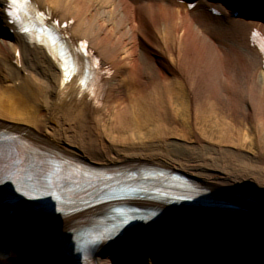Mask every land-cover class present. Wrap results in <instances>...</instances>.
Listing matches in <instances>:
<instances>
[{"label": "bare ground", "instance_id": "6f19581e", "mask_svg": "<svg viewBox=\"0 0 264 264\" xmlns=\"http://www.w3.org/2000/svg\"><path fill=\"white\" fill-rule=\"evenodd\" d=\"M17 1H26L28 13L44 16L46 24L65 26L64 43L77 57L72 78L64 79L61 66L67 64L59 60L56 47L44 35L36 43L34 33L12 24L7 13L12 0H0V190L12 202L22 196L45 198L43 179L53 172L54 158L62 160L63 170L60 181L53 180L56 190L61 186L57 192L89 210L77 216L45 214L55 207L70 208L55 203L53 209L42 206L38 214L36 202V212L28 210L26 216L0 212V244L8 247L0 264H63L52 261L50 252L60 248L51 239L64 248L61 258L67 264L81 263L67 247L79 243L81 231H101L106 223L98 220L99 214L115 221L111 232L97 237L101 244L90 264H264V208H258L259 199L264 206V119L245 115L244 130L239 119L203 116L209 107L206 94L216 103L227 85L231 91L244 86L246 76L239 73H249L253 62L262 65L251 39L264 38V0H198L194 9L183 0ZM81 41L94 50L86 55L92 69L96 58L109 68L106 80L84 75ZM260 77L251 112L259 107L257 97H264V75ZM178 107L190 113L185 121L172 116ZM257 125L259 134L249 135ZM247 144L258 146L261 167L249 166L253 160L242 153ZM164 170L177 171V182H169ZM107 173L121 190L139 184L161 194L172 187L188 193L198 186L209 189L211 197L194 193L205 202L192 217L195 222L181 215L184 207L172 202L170 192L142 204L154 207L146 210L150 219L164 216L149 222L163 234L168 231L158 244L149 237L156 234L137 233L150 225H137L131 233L116 230L126 215L110 217L111 210L123 206L117 197L107 196ZM97 192L102 196L96 197ZM235 194L257 198L250 205L257 216L231 215ZM105 198V205L90 207ZM215 198L219 205L225 203V211L205 207ZM210 211L218 223L211 222ZM35 216L46 219V228L35 224ZM86 249L84 257H90Z\"/></svg>", "mask_w": 264, "mask_h": 264}, {"label": "rangeland", "instance_id": "374dc122", "mask_svg": "<svg viewBox=\"0 0 264 264\" xmlns=\"http://www.w3.org/2000/svg\"><path fill=\"white\" fill-rule=\"evenodd\" d=\"M253 64H254V66H252L249 73L241 72L236 67L237 68L236 70L238 72H241V73H239L240 76L242 78L246 76L245 78L248 81V83H247V81L243 82V84H244L243 87L241 86L240 88H233L235 91L234 90L231 91L227 85V87H225L226 89H224L223 92H221V94L223 96L222 98L218 97V95H215L216 97L219 98L218 101H215L216 103L213 102V99L216 100L215 97H213L212 95H208V94L205 95L206 97L209 98L208 104H207V106H209V107L206 108L207 112L204 113V115H203L204 118L209 119V120H215V121L221 120V121H227V122L228 121H234L235 122L236 119H239V122L242 125H244V123L241 122V119L245 120V115L247 116V114H249V116H252L255 119H256V117L259 118V120H261V117L264 119V97H263V95L261 97L260 96L257 97L259 100V103H260L259 107L252 110V112L250 111V107H249L252 103H254L253 100L255 101V99H254L255 88L256 87L259 88L261 86L260 83H262L261 82L262 78L260 76L264 75V72L261 70L260 66L256 62H253ZM241 67L244 68V66H241ZM238 104H243L242 107L244 109H246V112H243L241 110L242 107L239 108ZM176 107H177L176 105L173 106L174 109H176ZM246 107H248V109ZM182 108L178 107L177 112H175L176 111L175 110V111H173V114L171 113L172 116L177 121H185L187 116L188 117L190 116V113H188V111L187 112L183 111ZM246 128H247L246 125H244V130H246ZM258 128H259L258 125H257V128H254V129L250 128V130L247 131V133H249V135H252V132H254L255 135H258L260 132V129H258ZM240 129H242V128H240ZM260 141L264 142V140H260ZM261 142L258 141L256 144L261 146ZM229 145H233V144L231 143ZM227 147L228 146H225L223 149H231V148H227ZM243 147L245 149L242 150V153L245 155V158H247L248 161L253 160L252 161L253 164L249 163V166H254V167L256 166L257 168L261 167L263 165V163H262V161H260V156H262V155H260V153H258V152L255 153V151L258 150V148H257L258 146L247 144L246 146H243ZM261 147L264 148L263 144ZM237 148H239L238 142H237ZM237 148L234 150H238ZM260 238L261 237H259L257 239L259 240ZM263 238H264V236L262 237V239Z\"/></svg>", "mask_w": 264, "mask_h": 264}, {"label": "snow or ice", "instance_id": "6c2138e0", "mask_svg": "<svg viewBox=\"0 0 264 264\" xmlns=\"http://www.w3.org/2000/svg\"><path fill=\"white\" fill-rule=\"evenodd\" d=\"M12 4H13V6H16L17 5V0H12ZM66 72H67V70H66Z\"/></svg>", "mask_w": 264, "mask_h": 264}, {"label": "water", "instance_id": "95a60500", "mask_svg": "<svg viewBox=\"0 0 264 264\" xmlns=\"http://www.w3.org/2000/svg\"><path fill=\"white\" fill-rule=\"evenodd\" d=\"M247 218H250V219H251L252 217H250V216H247ZM253 218H254V217H253ZM253 218H252V219H253ZM248 220H249V219H248ZM249 221H250V220H249ZM252 233H253V232H252ZM254 235H255V233H254ZM256 236H257V235H256Z\"/></svg>", "mask_w": 264, "mask_h": 264}]
</instances>
